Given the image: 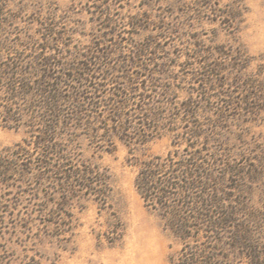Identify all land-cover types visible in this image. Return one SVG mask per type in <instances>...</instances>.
<instances>
[{
  "label": "rangeland",
  "instance_id": "rangeland-1",
  "mask_svg": "<svg viewBox=\"0 0 264 264\" xmlns=\"http://www.w3.org/2000/svg\"><path fill=\"white\" fill-rule=\"evenodd\" d=\"M4 1L19 41L34 35L60 54L66 95L60 153L35 152L26 182L8 191L7 220L23 223L0 233L8 264H172L182 244L137 187L140 165L162 156L264 172V111L250 112L231 85L237 67L216 51L241 47L264 75V0ZM225 75L206 92V79ZM30 135L0 118V147ZM102 177L107 186H90Z\"/></svg>",
  "mask_w": 264,
  "mask_h": 264
},
{
  "label": "trees",
  "instance_id": "trees-1",
  "mask_svg": "<svg viewBox=\"0 0 264 264\" xmlns=\"http://www.w3.org/2000/svg\"><path fill=\"white\" fill-rule=\"evenodd\" d=\"M16 18L0 0V118L9 127L27 126L31 134L14 145L0 147V233L10 223L23 225L18 218L7 220L12 207L8 191L26 182L36 166L35 152L44 158L60 153L66 100L60 54L34 35L19 41L17 32L8 28ZM216 51L221 61L237 67L231 85L244 90L250 112L264 111V75L248 70L251 58L247 52L225 46ZM218 64L220 67L210 68L212 78L225 71ZM228 79L225 75L219 84L206 79V92L222 87ZM218 109L220 113L223 110ZM114 110L122 127L124 109ZM190 136L198 139L202 133L195 130ZM44 158L39 159L38 168L45 170L48 163ZM167 158L155 156L143 161L136 184L146 203L159 212L181 241L179 252L171 257L172 264H264V172L200 170L198 162L176 165ZM228 177L233 183L227 182ZM99 182L108 185L102 177L90 186ZM4 245L0 243V247ZM4 250L0 251V264L9 263V252Z\"/></svg>",
  "mask_w": 264,
  "mask_h": 264
}]
</instances>
